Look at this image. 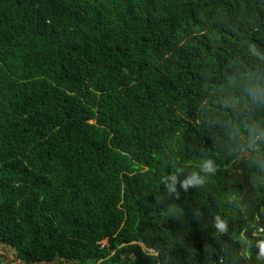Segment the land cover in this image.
I'll return each mask as SVG.
<instances>
[{"label": "trees", "instance_id": "obj_1", "mask_svg": "<svg viewBox=\"0 0 264 264\" xmlns=\"http://www.w3.org/2000/svg\"><path fill=\"white\" fill-rule=\"evenodd\" d=\"M0 243L264 264V0H0Z\"/></svg>", "mask_w": 264, "mask_h": 264}, {"label": "rangeland", "instance_id": "obj_2", "mask_svg": "<svg viewBox=\"0 0 264 264\" xmlns=\"http://www.w3.org/2000/svg\"><path fill=\"white\" fill-rule=\"evenodd\" d=\"M243 185L245 187V195L243 197V200L241 201V206L246 218L249 219L251 214L254 213V203L256 201L254 196L255 184H253L252 181L247 180V181H243ZM105 244L106 242H103V245ZM0 264H21V263L15 259V253L11 248L0 243ZM42 264H78V263L56 260L51 263H42ZM92 264H96V263H92Z\"/></svg>", "mask_w": 264, "mask_h": 264}, {"label": "clouds", "instance_id": "obj_3", "mask_svg": "<svg viewBox=\"0 0 264 264\" xmlns=\"http://www.w3.org/2000/svg\"><path fill=\"white\" fill-rule=\"evenodd\" d=\"M207 164H208V166L210 167L211 166V162L209 161V162H207Z\"/></svg>", "mask_w": 264, "mask_h": 264}]
</instances>
